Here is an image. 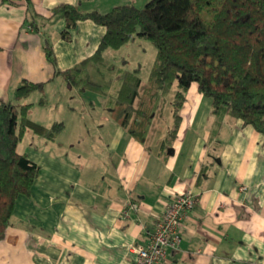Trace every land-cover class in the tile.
I'll use <instances>...</instances> for the list:
<instances>
[{
  "label": "crops",
  "instance_id": "crops-1",
  "mask_svg": "<svg viewBox=\"0 0 264 264\" xmlns=\"http://www.w3.org/2000/svg\"><path fill=\"white\" fill-rule=\"evenodd\" d=\"M148 1L0 0V102L13 100L23 80L44 82L45 100L54 91L71 116L59 121V139L71 133L59 149H45L56 138L30 130L20 142L26 139L22 153L40 173L31 195L17 199L0 240V264H134L130 247L188 188L199 201L183 220L179 247L168 248L160 264H264V133L231 116L217 126L211 99L193 83L175 138L161 147L173 124L170 97L142 143L107 112L104 95L55 76L56 68H73L94 54L106 31L81 20L65 40L66 22L53 16L56 6L104 13ZM45 41L52 44L55 65L46 58ZM32 94L19 103L34 109ZM34 114L29 117L50 127Z\"/></svg>",
  "mask_w": 264,
  "mask_h": 264
},
{
  "label": "trees",
  "instance_id": "trees-1",
  "mask_svg": "<svg viewBox=\"0 0 264 264\" xmlns=\"http://www.w3.org/2000/svg\"><path fill=\"white\" fill-rule=\"evenodd\" d=\"M53 16L65 20V40L81 20L105 27L94 54L73 68H56L55 76L104 95L107 112L142 143L154 121L164 116L171 94L173 124L161 147L175 138L193 83L211 99L217 126L231 116L264 133V0H149L142 8L129 3L104 13L81 12L63 3L53 9ZM135 38L156 48L145 83L141 67L130 70L105 57L107 50H118ZM43 49L55 65L51 42L45 41ZM44 85L23 80L13 100L0 102V240L11 225L17 199L31 195L40 173L39 165L18 150L26 131L54 140L64 128L63 122L50 127L36 122L29 117L32 104L19 103L42 92Z\"/></svg>",
  "mask_w": 264,
  "mask_h": 264
},
{
  "label": "built area",
  "instance_id": "built-area-1",
  "mask_svg": "<svg viewBox=\"0 0 264 264\" xmlns=\"http://www.w3.org/2000/svg\"><path fill=\"white\" fill-rule=\"evenodd\" d=\"M198 201L199 195L193 188L174 195L142 241L130 247L136 254L134 264H160L167 257L168 248H178L183 238V220ZM132 206L136 208V204Z\"/></svg>",
  "mask_w": 264,
  "mask_h": 264
},
{
  "label": "rangeland",
  "instance_id": "rangeland-1",
  "mask_svg": "<svg viewBox=\"0 0 264 264\" xmlns=\"http://www.w3.org/2000/svg\"><path fill=\"white\" fill-rule=\"evenodd\" d=\"M105 57L114 62L118 65H121L127 69L133 70L134 68H137L138 66L141 67L140 69V76L143 79V83L147 81L148 76L150 74L153 62L156 57V48L154 45L145 39L141 38H135L134 40L130 41L129 43L125 44L122 48L118 50L109 49L105 53ZM125 61V64L122 63V61ZM123 64V65H122ZM54 91L49 92V97H44V94L41 92H34L31 95V99L35 101L34 103V109H31L32 113L34 112L35 117L44 123H49V126H52L54 123L59 122L60 120H67L70 121V115L66 112L67 110H63L59 107V97L58 94H56ZM172 98V94L169 96V98ZM45 100V105H36L38 104V101L41 102ZM31 111L29 115L31 114ZM81 117H86V113L83 110L79 111ZM32 116V115H30ZM158 118L156 119V121ZM71 133L68 131L65 134H62L59 139V133L56 136V143H51V145H48L45 149H53L56 148L59 149V143H66L68 142V136H70ZM29 136L27 137L28 141ZM26 145V139L19 145L18 150L22 153V150L24 149ZM55 151V149H54ZM59 152V150L57 151Z\"/></svg>",
  "mask_w": 264,
  "mask_h": 264
}]
</instances>
